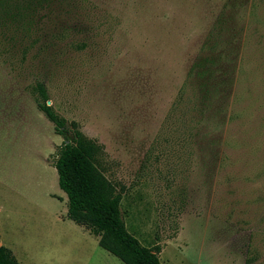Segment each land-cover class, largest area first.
<instances>
[{"label":"rangeland","instance_id":"obj_1","mask_svg":"<svg viewBox=\"0 0 264 264\" xmlns=\"http://www.w3.org/2000/svg\"><path fill=\"white\" fill-rule=\"evenodd\" d=\"M52 2L0 46V244L22 264H124L66 217L52 162L70 132L38 81L102 145L161 264H264V0Z\"/></svg>","mask_w":264,"mask_h":264},{"label":"trees","instance_id":"obj_2","mask_svg":"<svg viewBox=\"0 0 264 264\" xmlns=\"http://www.w3.org/2000/svg\"><path fill=\"white\" fill-rule=\"evenodd\" d=\"M53 0H0V46L13 47L22 39L18 34L29 29L33 16ZM13 25V35L3 31ZM24 54V53H22ZM36 105L54 124L57 133L70 132L56 148L53 166L57 183L66 195V217L98 237V245L124 264H161L159 247L142 244L124 222L120 201L123 187L118 186L101 169L103 147L86 136L76 122L66 127V120L47 103L42 82L31 86ZM0 264H22L11 250L0 244Z\"/></svg>","mask_w":264,"mask_h":264},{"label":"crops","instance_id":"obj_3","mask_svg":"<svg viewBox=\"0 0 264 264\" xmlns=\"http://www.w3.org/2000/svg\"><path fill=\"white\" fill-rule=\"evenodd\" d=\"M2 245V244H1ZM4 246V245H3ZM6 247V246H5ZM16 258V257H15ZM17 259V258H16ZM21 263V262H20Z\"/></svg>","mask_w":264,"mask_h":264}]
</instances>
